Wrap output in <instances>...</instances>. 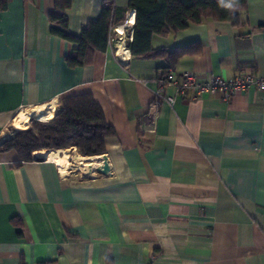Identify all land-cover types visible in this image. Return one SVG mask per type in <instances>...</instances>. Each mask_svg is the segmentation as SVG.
<instances>
[{
	"label": "crops",
	"instance_id": "crops-1",
	"mask_svg": "<svg viewBox=\"0 0 264 264\" xmlns=\"http://www.w3.org/2000/svg\"><path fill=\"white\" fill-rule=\"evenodd\" d=\"M109 1L128 5L71 0L69 32L79 36ZM52 13L54 0H10L0 11V146L24 129L21 115L44 110L51 121L62 98L81 94L115 135L102 156L41 150L19 164L0 152V264H264V93L158 98L168 64L131 56L132 11L104 52L69 67L75 46L50 33ZM243 21L207 19L151 46L200 44L170 69L178 74L262 77L264 0H247ZM103 156L107 175L96 171Z\"/></svg>",
	"mask_w": 264,
	"mask_h": 264
},
{
	"label": "trees",
	"instance_id": "trees-1",
	"mask_svg": "<svg viewBox=\"0 0 264 264\" xmlns=\"http://www.w3.org/2000/svg\"><path fill=\"white\" fill-rule=\"evenodd\" d=\"M10 0H0L4 11ZM231 5V7H229ZM71 0H54V13L49 15L50 33L74 44L66 57L69 67L91 63L95 52H104L110 41L111 30L122 24L129 12H134L132 41L127 47L133 58H163L170 70L185 55L200 53L197 42L177 47L172 51L156 50L152 39L177 33L204 20L229 22L233 27L244 24L247 0H128L126 8L112 1L103 5L99 18L89 22L79 36L68 30L65 12ZM60 110L48 122L32 121L27 130L16 131L0 146V152L14 151L18 163L31 162L33 153L41 150H68L75 148L82 157L102 156L106 153V139L115 135L100 106L90 94L72 95L60 100Z\"/></svg>",
	"mask_w": 264,
	"mask_h": 264
},
{
	"label": "built area",
	"instance_id": "built-area-1",
	"mask_svg": "<svg viewBox=\"0 0 264 264\" xmlns=\"http://www.w3.org/2000/svg\"><path fill=\"white\" fill-rule=\"evenodd\" d=\"M167 89H173L177 95L183 96L187 92L193 91L196 97L214 95L227 101L234 95L243 93L249 89L264 93V76L260 77L256 74L250 73L238 74L229 79H223L214 75L200 79L189 72L178 74L169 70L159 81L156 95L158 98L162 97V100L173 105L175 101L174 97L164 94ZM157 104V100L153 102L155 107Z\"/></svg>",
	"mask_w": 264,
	"mask_h": 264
},
{
	"label": "rangeland",
	"instance_id": "rangeland-1",
	"mask_svg": "<svg viewBox=\"0 0 264 264\" xmlns=\"http://www.w3.org/2000/svg\"><path fill=\"white\" fill-rule=\"evenodd\" d=\"M60 101H59V110H60ZM53 113H56V110H54ZM22 117H24L23 115H21ZM21 118V117H20ZM24 120V119H23ZM32 121H36V122H41V123H45V122H48V121H41V118L40 117H37L34 115L30 116L27 118L26 122L21 124V126H24V129H18L17 131H23V130H27L31 127V122ZM16 132V131H15Z\"/></svg>",
	"mask_w": 264,
	"mask_h": 264
},
{
	"label": "bare ground",
	"instance_id": "bare-ground-1",
	"mask_svg": "<svg viewBox=\"0 0 264 264\" xmlns=\"http://www.w3.org/2000/svg\"><path fill=\"white\" fill-rule=\"evenodd\" d=\"M42 111H44V110H41L40 112H39V115L37 116V117H40L41 118V121H49L51 118H52V114L51 113H49L48 115H46V114H44ZM45 112V111H44ZM51 112V111H50ZM48 113V112H47ZM21 117V118H20ZM19 118H18V120L16 121V127L17 128H23L24 126H21V124H23L24 123V117H22V116H20Z\"/></svg>",
	"mask_w": 264,
	"mask_h": 264
},
{
	"label": "water",
	"instance_id": "water-1",
	"mask_svg": "<svg viewBox=\"0 0 264 264\" xmlns=\"http://www.w3.org/2000/svg\"><path fill=\"white\" fill-rule=\"evenodd\" d=\"M109 167L107 163L106 157H102L100 166L96 169V171L100 174L107 175L109 172Z\"/></svg>",
	"mask_w": 264,
	"mask_h": 264
},
{
	"label": "clouds",
	"instance_id": "clouds-1",
	"mask_svg": "<svg viewBox=\"0 0 264 264\" xmlns=\"http://www.w3.org/2000/svg\"><path fill=\"white\" fill-rule=\"evenodd\" d=\"M229 7H231V5H229Z\"/></svg>",
	"mask_w": 264,
	"mask_h": 264
}]
</instances>
